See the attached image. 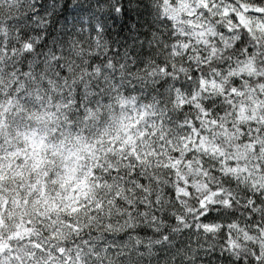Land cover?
<instances>
[{
  "label": "snow or ice",
  "instance_id": "obj_1",
  "mask_svg": "<svg viewBox=\"0 0 264 264\" xmlns=\"http://www.w3.org/2000/svg\"><path fill=\"white\" fill-rule=\"evenodd\" d=\"M0 264H264V0H0Z\"/></svg>",
  "mask_w": 264,
  "mask_h": 264
}]
</instances>
